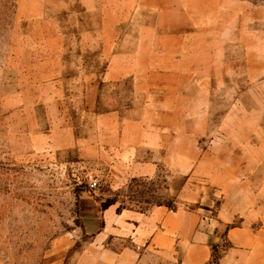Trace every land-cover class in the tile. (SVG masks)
<instances>
[{"label": "rangeland", "instance_id": "374dc122", "mask_svg": "<svg viewBox=\"0 0 264 264\" xmlns=\"http://www.w3.org/2000/svg\"><path fill=\"white\" fill-rule=\"evenodd\" d=\"M114 107L157 108V152L111 154ZM109 203L199 213L209 264L231 227L264 254V0H0V264H133Z\"/></svg>", "mask_w": 264, "mask_h": 264}, {"label": "crops", "instance_id": "0c3cea01", "mask_svg": "<svg viewBox=\"0 0 264 264\" xmlns=\"http://www.w3.org/2000/svg\"><path fill=\"white\" fill-rule=\"evenodd\" d=\"M151 112L157 113V108L130 111L114 107L100 116L97 136L102 137V125L108 123L109 139L114 146L110 152L114 156L132 160V156L137 155L138 158L143 153V147L157 152L163 137V127L156 122H148L147 114ZM95 142L94 139L85 142L86 146L91 143L87 147L93 154L100 149L99 143ZM125 213H116L111 206L106 208L104 215L96 220L99 226L96 234L100 240L114 237L117 243L129 244L126 246H129L133 255V264H209L212 256L210 241L217 237L210 229H198L199 213L168 212L163 207L149 214L135 213L128 216ZM218 222L228 223L230 219ZM227 239L231 246L218 264H264L263 248L254 244L261 236L243 232L241 227H231Z\"/></svg>", "mask_w": 264, "mask_h": 264}, {"label": "trees", "instance_id": "16d2710c", "mask_svg": "<svg viewBox=\"0 0 264 264\" xmlns=\"http://www.w3.org/2000/svg\"><path fill=\"white\" fill-rule=\"evenodd\" d=\"M111 204H112V203H109V204H106V205L104 204V205H103V208H105V209H106V208H108V207H109V205H111ZM119 211H120V209H119Z\"/></svg>", "mask_w": 264, "mask_h": 264}]
</instances>
